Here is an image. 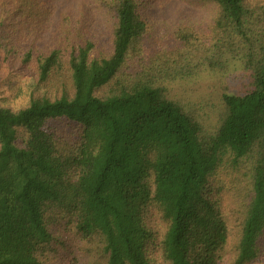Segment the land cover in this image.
I'll return each instance as SVG.
<instances>
[{"label":"trees","instance_id":"16d2710c","mask_svg":"<svg viewBox=\"0 0 264 264\" xmlns=\"http://www.w3.org/2000/svg\"><path fill=\"white\" fill-rule=\"evenodd\" d=\"M0 65V264H264V0H0Z\"/></svg>","mask_w":264,"mask_h":264},{"label":"rangeland","instance_id":"374dc122","mask_svg":"<svg viewBox=\"0 0 264 264\" xmlns=\"http://www.w3.org/2000/svg\"><path fill=\"white\" fill-rule=\"evenodd\" d=\"M196 13L199 16L204 15L209 18L213 15V9L209 5H198ZM201 82V84L195 85V87L198 86L200 93L210 94L212 91L210 87H213L214 91L220 88V84L217 81L209 82L208 80H203ZM33 83L34 78L31 72L24 70L15 71L0 65V90L3 96L6 97V101L12 106L19 107L26 103ZM193 94V97H195V93Z\"/></svg>","mask_w":264,"mask_h":264}]
</instances>
